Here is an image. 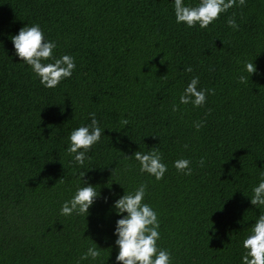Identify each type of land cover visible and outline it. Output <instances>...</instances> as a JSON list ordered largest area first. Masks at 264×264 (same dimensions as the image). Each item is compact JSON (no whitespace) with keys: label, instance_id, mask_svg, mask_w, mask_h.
<instances>
[{"label":"trees","instance_id":"trees-1","mask_svg":"<svg viewBox=\"0 0 264 264\" xmlns=\"http://www.w3.org/2000/svg\"><path fill=\"white\" fill-rule=\"evenodd\" d=\"M33 23L56 41V56L75 59L55 88L14 55L11 36ZM244 60L258 72H242ZM193 75L214 89L199 108L178 102ZM90 112L106 129L83 179L101 198L86 218L61 216L81 172L65 152L67 136ZM150 148L168 165L159 181L131 156ZM181 157L192 162L189 176L172 167ZM262 171L264 0L234 4L204 29L176 24L172 0H0V264H116L110 205L123 194L118 183L126 191L147 185L157 243L173 264H239L240 241L264 212L249 199ZM93 242L100 255L80 259Z\"/></svg>","mask_w":264,"mask_h":264},{"label":"clouds","instance_id":"clouds-1","mask_svg":"<svg viewBox=\"0 0 264 264\" xmlns=\"http://www.w3.org/2000/svg\"><path fill=\"white\" fill-rule=\"evenodd\" d=\"M245 0H195V3H186L185 0H172V7L176 24H183L188 28L199 27L204 29L216 20L221 13L226 12L234 4L243 5ZM227 24L238 28L235 19H228ZM14 55L24 64L28 65L31 72L39 79L44 88H55L62 80L70 78L76 67L75 59L69 54L56 56L54 50L57 48L55 40L47 39L38 24H25L17 34L11 36ZM242 72L248 73L249 77L258 70L253 60L242 62ZM191 73V66L185 68ZM240 83H244L246 77H237ZM214 95V89L205 88L200 85L198 75H193L183 88L178 97L181 105H189L193 108L203 107L207 96ZM171 111H177V104L171 105ZM90 122L72 128L67 136V147L65 152L71 157L70 162L80 166L81 172L78 183L75 185L69 198L63 200L59 205L61 216H83L86 218L89 209L97 199L101 198L96 185L83 179L85 173V162L91 161L88 155L92 147L99 143L104 132L99 126L96 114L88 113ZM128 119L122 118L121 125H127ZM204 121H193V128L197 131L203 127ZM123 129V128H122ZM188 147L187 144L184 145ZM138 162V171L146 173L156 181L161 180L168 170V165L163 162L162 154L157 148L148 151H135L132 155ZM191 160L181 157L172 161V167L184 176L192 174ZM199 165H204V160H199ZM113 174V169L111 175ZM260 179L251 189L250 203L255 207L264 206V171L260 172ZM116 182V181H115ZM118 183V182H116ZM123 189V194L113 198L110 209L118 217L115 220L113 236L116 247V264H173L171 253L158 246L160 240V221L156 210L144 198L147 185L140 183L130 191L118 183ZM108 203L109 197H103ZM242 252L239 264H264V212L259 213L251 224L249 231L240 241ZM100 249L96 243L90 244L80 259L91 258L95 260L100 255Z\"/></svg>","mask_w":264,"mask_h":264}]
</instances>
